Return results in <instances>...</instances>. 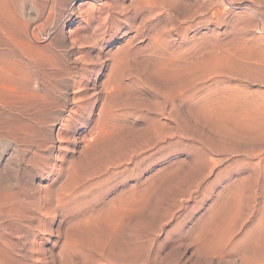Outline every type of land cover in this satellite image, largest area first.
I'll use <instances>...</instances> for the list:
<instances>
[{
  "label": "rangeland",
  "instance_id": "374dc122",
  "mask_svg": "<svg viewBox=\"0 0 264 264\" xmlns=\"http://www.w3.org/2000/svg\"><path fill=\"white\" fill-rule=\"evenodd\" d=\"M109 1L104 9H89L90 17L95 16L96 24L92 22L89 25L91 28L88 26L89 28L84 29L87 39L78 43L76 54L74 53L87 65L80 62L78 78L85 73L84 69L90 68L93 70V80L105 82L111 74L109 82L113 83H109L106 95H100L98 99L93 97L91 102L95 114L98 111L100 113L103 104L108 102L102 112H107L102 114L106 119L103 116L100 118L101 122L104 119V124L100 122L103 132L98 134L99 140L96 137L97 140L91 143L94 146L90 145V148L85 149L81 145L78 147L76 174L74 172L72 175L68 168L64 169L59 181L65 183L66 187L78 185L77 188L72 185L75 192H78L75 214L78 222L76 227L73 226L77 231L72 227V232H77L75 234L79 236L74 234V239H79V244H73L79 250L76 247L77 252H74V246L69 247L72 248L71 251L67 245H63L65 240L61 239L57 252L62 250V258L60 255L55 260L51 259L48 253L52 249L50 243L45 248L48 253L46 261L32 264H54V261L55 264H263L264 41L261 40H264V0H234L232 2L235 5L231 0H169L178 6L170 4L168 0H144L148 4L143 0H136L138 4L134 0ZM245 1L247 4L255 3L257 7L262 4L258 13L247 15L248 9H244L242 14H238L241 19L250 16L247 18L249 23L248 20L240 19V26L235 28L232 27L236 21L234 19L230 21L232 25L229 22V26L226 24L218 27V32L210 34L209 39L202 38L201 33L205 27L196 33L193 27H189L201 15H212L219 9L230 11L235 6L246 5ZM132 2L140 10L154 6L159 12L134 19L135 5ZM122 4L124 8H121ZM159 4H165L166 7L162 10ZM186 4L189 7L187 9ZM226 5L233 7H229V10L224 8ZM127 8L131 10L128 9V12ZM157 17L159 18L156 19ZM254 18L259 22L257 27L253 25L257 23ZM96 19L102 20L98 22ZM260 23H263V27ZM243 24L251 29L241 26ZM247 29L252 31L247 32ZM240 30L245 32H239ZM192 34L198 42L192 38ZM180 35H183L182 38ZM258 36L260 41L257 40ZM184 37L187 39H183ZM104 38L109 43L106 50L109 66L107 72L102 74L97 52L100 47L98 42ZM203 39H206L205 42ZM214 43L217 44L212 45ZM192 45L199 47L198 50ZM188 46H191L192 51ZM207 48L211 50L207 51ZM115 53L116 56L112 55ZM225 58L228 63L223 62ZM207 60L210 65L214 64L210 66ZM219 62L221 65L225 64L223 68L217 64ZM122 65L124 66L120 67ZM216 65L220 69H216ZM214 67L215 71H220L219 74L214 73L221 74L215 81L213 78L216 75L210 73ZM209 69L212 71H207ZM208 74L213 78H209ZM104 143L109 144L103 146ZM107 146L111 147L108 149ZM64 165L67 167L68 164ZM67 175L71 177L67 178ZM234 229L236 232L232 233ZM220 232L221 238L218 236ZM252 234L254 237L251 239ZM223 236L224 241L229 239L230 244L219 241ZM230 236L234 237L233 240ZM215 241L218 242L214 243ZM257 242L261 243L257 244L260 248L263 246L261 249L257 245L255 249ZM219 245L222 249L218 248ZM64 247L70 250L67 249L66 252H71L72 258L64 253ZM211 248L218 252L213 249V254ZM205 249L208 254L207 250L204 252ZM222 250L223 254H220ZM254 252L256 255H253ZM259 252L261 258H258L257 263ZM211 253L215 257H211ZM242 257L243 260L246 258L245 263L241 262Z\"/></svg>",
  "mask_w": 264,
  "mask_h": 264
},
{
  "label": "bare ground",
  "instance_id": "6f19581e",
  "mask_svg": "<svg viewBox=\"0 0 264 264\" xmlns=\"http://www.w3.org/2000/svg\"><path fill=\"white\" fill-rule=\"evenodd\" d=\"M108 1L109 0H0V264L41 263L42 261L43 262L46 261V259H47L46 257L48 255V253H49V256H51V259L54 258V260H55V258L60 256L61 252H62V250H59L57 252V249L61 246V243H60L61 239L65 240V242H63V245L64 246L67 245L68 248L74 247L75 245L73 246V244H76L79 240L78 239L76 241L74 239V234L77 232H74V233L72 232L74 229H75V231H77L76 228H74L73 226L76 227L77 226L76 223L78 222V221L76 222L78 217H77V219H75L76 208H77V198H76V192L77 191L75 192V189L73 187L75 184H72L73 186L69 185L66 187L65 183L59 182V181H60V178L62 177L64 169L66 170L68 168V170H70L72 172V175L74 174L75 169H76L75 166L77 167V165H76V161H77L76 153L78 152L77 151L78 147L81 145L83 148L86 149L87 147L90 148L91 146H94V145H91L92 141L97 140L95 138L96 137L98 138V134L100 132L101 133L103 132L102 131L103 130L102 124H104L103 121H104V119H106L105 118L106 116H104V115L107 112L106 113H102V112H104V108H105L104 106H106L105 104H107L108 102L103 104V107H101L102 108L101 112L98 113L99 112L98 111L96 114H95V111L91 108V106H92L91 102H92L93 97L98 99L97 97H99L100 95H103V94L106 95L105 93H107V91H108L109 83H112V82H109V79H111V77H110L111 74L109 75V79L107 78V80L105 82H100L97 79L93 80V77H92L93 76V73H92L93 70H91L90 68H89L90 70L88 68L84 69L85 73L80 74V78H78L77 76H78V70L80 67V62H82V64H83L84 61H82V59L80 61V58L78 59L74 55V53H75V50L77 48L78 43L79 42L81 43L82 41L87 39V37L85 35L86 33H84V29L89 28L90 27L89 25H91L92 22L94 23L95 16L90 17V14H89L90 10L89 9L92 7L93 8L98 7L99 9H104V7L108 6V3L110 2V1L109 2ZM173 1H175V0H173ZM181 1H183V0H181ZM232 1H234V0H231V2ZM242 1H241V3H242ZM252 1L255 2V0H252ZM260 1H262V0H260ZM133 2L138 4V2L136 0H134ZM168 2L170 4L173 3L174 6H176V5L178 6L177 3L171 2L169 0H168ZM202 2L204 3L205 1H202ZM207 2H209V1H207ZM148 3H146V4H148ZM163 3L164 2H162V4ZM245 3H246V1H245ZM257 3L259 4V2H257ZM133 4H132V7H133ZM136 4H134L136 7L135 6L133 7L134 8L133 9L134 10V14H133L134 19H139L140 16L141 17L144 16L143 18L147 17L148 15L152 16L156 11V8H154V6L153 7L149 6V8H145V9L141 8V10H140ZM156 4H155V6H157ZM181 4L183 5L184 2ZM195 4L196 3H194V5ZM199 4H200V2L198 3V5ZM208 4H209V6H212V5H210L211 4L210 2ZM214 4H216V3H214ZM248 4L247 3H246V5L242 4L240 7H236V6L233 7L231 5L233 8L231 6H229V7H231L232 10H230L228 5H226L227 7L224 6V8H229L230 11H228V9H219L217 12H215L212 15H206V14L201 15L197 19H195L193 21L191 20L192 23L190 21L191 26L189 25V27L190 28L193 27V29H195V31H194L195 33L197 31H200V29L202 27H205V29H203L204 30L203 33H201V34H203L202 38H206V37L208 38V36H210V34H215L216 32H218L217 29L221 25L228 24L226 26H229V22L230 21L232 22V20L234 21V19L236 20L235 21L236 23L233 22L234 26H232V27L236 28L237 26H240L239 21H241L242 19H245V18L241 19V17L238 16V14H240L244 9H248V13H246L247 15L253 14V13H258L261 11L259 6L262 7V4H260L258 7H257V5H255V3L249 4V5ZM116 5H117V2H116ZM263 5H264V3H263ZM112 6L116 7L115 5H112ZM160 6H162V10H163V8L166 7L165 4L160 5ZM119 7H120V5H119ZM147 7H148V5H147ZM185 7L187 9L188 5L186 4ZM116 8H118V7H116ZM121 8H124V5ZM130 8H127V10ZM180 8H183V7H180ZM198 8H197V10H198ZM262 8H264V6ZM200 9H202V7ZM174 10L175 9H173V11ZM106 11L107 10H105V12ZM121 11H123V10H121ZM213 11H215V10H213ZM128 12H129V10H128ZM157 12H159V11L157 10L156 13ZM178 12H180V11H178ZM182 12H184V11H182ZM193 13H195V12L193 11ZM193 13L191 14V17L193 15ZM261 13H263V12H261ZM121 14H122V12H121ZM124 14H123V16H124ZM107 15H108V13H107ZM107 15H106V17H107ZM244 16H246V15H244ZM262 16H263V14H262ZM163 17H165V16H163ZM194 17H195V15H194ZM249 17L247 16V18H249ZM158 18L159 17H157L156 19H158ZM187 18L189 19L190 17H187ZM247 18L245 20H248L247 22L249 23V19H247ZM256 18H257V16H256ZM161 19H163V18L161 17ZM186 19H185V21H186ZM101 20H97V21L99 22ZM254 20H255V18H254ZM106 22H107V20H106ZM152 22L153 21H151V23ZM255 22H257V21L255 20ZM103 23H105V21ZM130 23H128V25ZM161 23H163V22H161ZM243 23H244V21H243ZM252 23H253V21H252ZM258 23L259 22L255 23L253 25L256 26V24H258ZM94 24H96V23H94ZM158 24H159V22H158ZM262 24L260 23V25L263 27ZM99 25H100V23L97 24L96 26H99ZM231 25H232V23H231ZM249 25L252 26L251 24H249ZM260 25L258 27H260ZM241 26H244V24ZM103 27L106 28V26H102V28ZM134 27H135V24H134ZM253 27H252V29L254 30L255 27L254 28ZM213 28H215V29H213ZM235 28H233V29H235ZM245 28L251 29V27L249 28L248 26ZM248 29H247V32L252 31V30H248ZM95 30H96V28H95ZM135 30H136V28H135ZM85 31H87V30H85ZM106 31H108V30H106ZM231 31H234V30H231ZM236 31H238V30H236ZM242 31L240 30L239 32H242ZM99 32H102V31H99ZM244 32H245V30H244ZM244 32H242V33H244ZM247 32H246V34L248 35ZM227 33H230V32H226V34ZM217 34H219V33H217ZM217 34H216V37L218 36ZM221 34H224V32ZM90 35L91 34L89 33V36ZM101 35L104 36V34H101ZM194 35H196V34H194ZM194 35L192 36V38L194 37ZM233 35H234V33H233ZM249 35H250V33H249ZM182 36H181V38H182ZM253 36H254V34L252 35V37ZM187 37H186V39H187ZM211 37H212V35H211ZM100 38H102V37H100ZM128 38H129V36H128ZM202 38H201L200 42L202 41ZM231 38L233 39L234 36ZM261 38H263V36ZM133 39H135V38H133ZM153 39L154 38H152V40ZM183 39H185V37ZM208 39H207V41H208ZM107 40L104 38L98 42L100 47H99V50L97 53H98V59L101 62L100 66H102V68H101L102 74L107 72L106 70L108 69V66H109L108 65V62H109L108 61V54L106 51L107 46H109V43H107L108 42ZM204 40H206V39H203V42H205ZM257 40H259V41L261 40V39H259V36H258ZM93 41H95L94 38H93ZM198 41L199 40H197V42ZM213 41L214 40H212L211 42L213 43ZM261 41H264V40H261ZM178 42H180V41H178ZM183 43H184V41H183ZM207 43L208 42H206L205 45H207ZM203 44H201V45L203 46ZM216 44L214 43L212 45H216ZM220 45H222V44H220ZM223 46H225V45L223 44ZM190 47L188 46V48H190ZM192 47H193V45H192ZM121 48H123V47H121ZM193 48H196V47H193ZM198 48H196L195 50H198ZM200 50H201V48H200ZM209 50H211V49H208L207 51H209ZM190 51H192V49ZM220 51L222 52V49ZM202 52L204 54V51H202ZM85 53H87V52H85ZM198 53H200V52H198ZM88 54H90V53H88ZM116 54L117 53L112 54V55L116 56ZM212 55H214V53ZM216 56H217V54H216ZM222 56H224V55H222ZM83 57H81V58H83ZM198 57H200V56L198 55ZM221 58H223V57H221ZM111 59L115 60L112 57H111ZM218 59H219V56H218ZM208 61L209 60H207V62ZM216 61L218 62L217 59H216ZM219 61H220V59H219ZM94 62H95V60H94ZM223 62H227V59L225 58V60H223ZM212 64H214V63H212ZM212 64L210 65V63H209L210 66H212ZM217 64H219L221 66V68H223L222 66L225 65V64L221 65L220 62ZM116 65H118V63H116ZM219 65H216L217 67L215 66L216 69H220ZM123 66L124 65H122L120 67H123ZM218 66H219V68H218ZM117 67H119V66H117ZM215 67L211 68V69H213V71L211 69H209L207 71H209V72L212 71L210 73L213 75V73L215 71L214 70ZM208 68H210V67L208 66ZM123 71H125V70H123ZM216 72H218V74L220 73V71H215V73ZM215 73L213 76L216 75ZM218 74L214 78L212 75H210V76H212L211 78H213L215 81V78L216 77L219 78L221 75V74L220 75H218ZM208 76H209V74H208ZM210 76H209V78H210ZM106 77H107V75H106ZM118 77H119V75H118ZM120 77L122 78L123 74ZM218 78H217V80H218ZM91 81H92V86L90 85ZM204 82H207V80L206 81L204 80ZM110 86H111V84H110ZM109 92H110V89H109ZM102 97H104V96H102ZM95 98H94V101H95ZM106 98L108 100V97H106ZM103 102H105V101H103ZM102 114H104V115H102ZM102 116L104 117V119L101 122L100 118ZM100 122L102 124H100ZM101 127H102V129H101ZM109 134H106V137H109V136H107ZM151 134H153V133H151ZM155 136H153V137H155ZM107 139H110V138H107ZM98 140H99V138H98ZM163 140H165V139H163ZM95 143L93 142V144H95ZM104 144L105 145H103V146H106L107 143H104ZM110 147L107 146L108 149ZM104 150H105V148H104ZM106 152H108V150ZM103 154H104V152H103ZM260 159H262V158H260ZM66 160H67V162H65ZM88 161L89 160H87V162ZM65 163L68 164L67 167H65V165H64ZM77 163H78V161H77ZM78 167H79V165H78ZM76 172H75V174H76ZM67 173H68V171H67ZM68 176H70V175H67V178H68ZM75 177L72 176V178H75ZM66 184L68 185V183H66ZM77 186H76V188H77ZM86 186H87V184H86ZM66 188H68V189L66 190ZM83 189H84V187H83ZM82 195H84V193H82ZM242 204H241V206H243ZM260 204H262V203H260ZM112 205L110 207H112ZM79 208H80V206H79ZM248 216H251V215H248ZM235 218L237 220V217H235ZM251 220H254V219H251ZM258 221H260V220H258ZM233 222H235V221H233ZM252 222L253 221H251V224H253ZM228 224H229V222H228ZM243 224L244 223H242V225ZM66 225H67V228H65ZM69 225L71 226V229H69L70 228ZM72 227H73V230H72ZM231 229L232 228H230V230ZM248 230H249V228H248ZM228 232H229V229H228ZM230 232H232V231H230ZM234 232H236L235 229L232 233H234ZM245 232L248 233L247 230ZM220 233L218 234V236L222 235V233L221 234ZM223 233H224V231H223ZM232 233H229V234H232ZM229 234H228V236H229ZM253 234H255V233H253ZM75 235H77V234H75ZM232 235L234 236V234H232ZM256 235H257V233H256ZM220 236H219V238H221ZM78 237H75V238L77 239ZM253 237H254V235L251 237V239ZM222 238H223L222 240H219V241L224 242L222 244H225V243L230 244V242H228L229 239L227 240L225 238V240H227V242H225L224 236ZM227 238H229V237H227ZM231 238L232 237L230 236V239ZM233 238H232V240H233ZM74 241H76V242L74 243ZM217 242L215 241L214 243H217ZM50 243H51L50 247H52V249L50 248L51 249L50 252L47 253L46 252L47 249H45V248H46V246L50 245ZM78 244H79V242L76 245H78ZM212 244H213V242H212ZM222 244L220 243V245H222ZM257 244H261V243L257 242L254 246L255 249L257 248V246L259 247V245H257ZM220 245L218 248L222 249V247ZM261 245H264V244H261ZM244 246H242V247H244ZM67 247H64V250L65 249L66 250L65 251L63 250V251L68 256V254L70 255L71 252H68V253L66 252L68 249ZM76 247L77 246H75L73 249L74 252L76 250ZM242 247L240 249H242ZM254 247H253V249H254ZM225 248L227 249L228 247L225 246ZM261 248L259 247L258 249H261ZM61 249H63V247ZM69 249H71V251H73L72 248H69ZM77 249L79 250L78 247H77ZM213 249H212V253H213ZM246 249H247V247H246ZM255 249H254V251H256ZM206 250L207 249H205L204 252H206ZM214 250H215V252H218V251H216V249H214ZM244 250H245V247H244ZM251 250H252V248H251ZM236 251H237V249H236ZM263 251H264V249L261 252H263ZM76 252H77V250H76ZM206 254H208V250H207ZM213 254H215V253H213ZM213 254L211 255V257L214 256ZM220 254H223V250ZM239 255L241 256V253H239ZM253 255H256L255 252L253 253ZM72 256H71V258H72ZM240 256H239V258H240ZM260 256H261V253H260L259 257L257 256V261H256L257 263H258V258L259 259L261 258ZM62 257H63V255L60 256V258H62ZM245 257H244V260L246 259ZM255 257H254V260H256ZM247 258H248V256H247ZM252 259H253V256H252ZM59 260H58V262H59ZM244 260L242 257L241 262H243ZM50 261H52V260H50ZM55 262L56 261H54V264H55ZM262 262L264 264V261H262ZM69 263H70V261H69ZM73 263L74 262H71L70 264H73ZM244 263H245V261H244Z\"/></svg>",
  "mask_w": 264,
  "mask_h": 264
}]
</instances>
